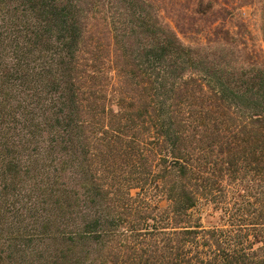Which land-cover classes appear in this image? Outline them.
Here are the masks:
<instances>
[{"label":"trees","instance_id":"obj_1","mask_svg":"<svg viewBox=\"0 0 264 264\" xmlns=\"http://www.w3.org/2000/svg\"><path fill=\"white\" fill-rule=\"evenodd\" d=\"M251 4L0 0V264H264Z\"/></svg>","mask_w":264,"mask_h":264},{"label":"rangeland","instance_id":"obj_2","mask_svg":"<svg viewBox=\"0 0 264 264\" xmlns=\"http://www.w3.org/2000/svg\"><path fill=\"white\" fill-rule=\"evenodd\" d=\"M264 0H252V4L249 6H245L240 8L237 11V19L242 20L247 27L249 33L247 34L248 39V47L250 50L260 51L264 50V43L263 38L260 32V25H261V18H262V3ZM25 215V211L21 212ZM203 216V222L205 225H214L218 222L217 216H210V212L206 209L201 212ZM10 217L9 221H12V214L11 212L8 214V218ZM10 223V222H9ZM27 221L23 222V225H26ZM11 225V224H10ZM8 244H6V249ZM39 243H32V249L37 248Z\"/></svg>","mask_w":264,"mask_h":264}]
</instances>
